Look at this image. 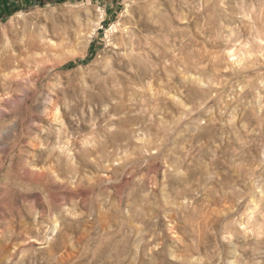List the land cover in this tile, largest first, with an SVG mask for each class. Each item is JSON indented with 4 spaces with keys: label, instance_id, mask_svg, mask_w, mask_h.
<instances>
[{
    "label": "rangeland",
    "instance_id": "obj_1",
    "mask_svg": "<svg viewBox=\"0 0 264 264\" xmlns=\"http://www.w3.org/2000/svg\"><path fill=\"white\" fill-rule=\"evenodd\" d=\"M0 264H264V0H0Z\"/></svg>",
    "mask_w": 264,
    "mask_h": 264
},
{
    "label": "bare ground",
    "instance_id": "obj_2",
    "mask_svg": "<svg viewBox=\"0 0 264 264\" xmlns=\"http://www.w3.org/2000/svg\"><path fill=\"white\" fill-rule=\"evenodd\" d=\"M232 54V53H231ZM233 55V54H232ZM51 174V173H50ZM49 176V175H48ZM53 176V175H52Z\"/></svg>",
    "mask_w": 264,
    "mask_h": 264
}]
</instances>
